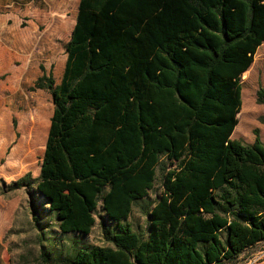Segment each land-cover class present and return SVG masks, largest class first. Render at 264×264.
<instances>
[{
    "label": "trees",
    "instance_id": "1",
    "mask_svg": "<svg viewBox=\"0 0 264 264\" xmlns=\"http://www.w3.org/2000/svg\"><path fill=\"white\" fill-rule=\"evenodd\" d=\"M263 43L264 0H79L60 81L34 83L53 104L35 190L61 234L89 235L99 204L114 227L41 263L238 264L263 244L264 143L231 139Z\"/></svg>",
    "mask_w": 264,
    "mask_h": 264
},
{
    "label": "rangeland",
    "instance_id": "2",
    "mask_svg": "<svg viewBox=\"0 0 264 264\" xmlns=\"http://www.w3.org/2000/svg\"><path fill=\"white\" fill-rule=\"evenodd\" d=\"M78 1L0 0V264H42V251L64 258L84 246H110L103 227L112 229L114 223L105 218L100 204L89 235H64L53 216L43 212L35 190L53 104L50 93L34 89V83L41 68L60 81ZM6 10L10 19L1 15ZM263 85L264 43L241 76L242 106L231 139L252 144L258 130L264 143V104L256 101V91ZM27 174L25 187L15 189L13 184ZM161 182L158 170L154 189L133 205L126 223L134 232L146 234L148 218L143 211L160 196ZM238 264H264V243L246 252Z\"/></svg>",
    "mask_w": 264,
    "mask_h": 264
},
{
    "label": "crops",
    "instance_id": "3",
    "mask_svg": "<svg viewBox=\"0 0 264 264\" xmlns=\"http://www.w3.org/2000/svg\"><path fill=\"white\" fill-rule=\"evenodd\" d=\"M79 2V1H78ZM78 6V5H77ZM5 7H8V5H6ZM9 8V7H8ZM76 14H77V11H76ZM1 15H3L2 17H7V18H9L10 19V17H11V12L10 11H8V10H6L5 11V13L4 14H1ZM76 18V17H75ZM7 23H9V20L7 21ZM74 24H75V22H74ZM74 27V26H73Z\"/></svg>",
    "mask_w": 264,
    "mask_h": 264
}]
</instances>
